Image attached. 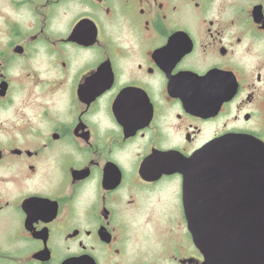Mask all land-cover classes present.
I'll list each match as a JSON object with an SVG mask.
<instances>
[{
  "label": "flooded vegetation",
  "instance_id": "1",
  "mask_svg": "<svg viewBox=\"0 0 264 264\" xmlns=\"http://www.w3.org/2000/svg\"><path fill=\"white\" fill-rule=\"evenodd\" d=\"M225 134L264 164V0H0V264H203L170 166ZM243 170L224 246L264 211Z\"/></svg>",
  "mask_w": 264,
  "mask_h": 264
},
{
  "label": "water",
  "instance_id": "2",
  "mask_svg": "<svg viewBox=\"0 0 264 264\" xmlns=\"http://www.w3.org/2000/svg\"><path fill=\"white\" fill-rule=\"evenodd\" d=\"M261 146L257 141L238 134H225L214 138L185 162L172 167L184 176L183 199L188 228L195 244L200 248L203 264H260L264 262V211L250 212L249 224L239 243L221 245L216 242L213 228V177L216 173L246 174L248 165L252 198L264 197V164L259 163ZM248 156V161L246 160ZM261 205L260 202L253 205ZM226 251L215 250L216 247Z\"/></svg>",
  "mask_w": 264,
  "mask_h": 264
},
{
  "label": "rangeland",
  "instance_id": "3",
  "mask_svg": "<svg viewBox=\"0 0 264 264\" xmlns=\"http://www.w3.org/2000/svg\"><path fill=\"white\" fill-rule=\"evenodd\" d=\"M220 1V0H219Z\"/></svg>",
  "mask_w": 264,
  "mask_h": 264
}]
</instances>
